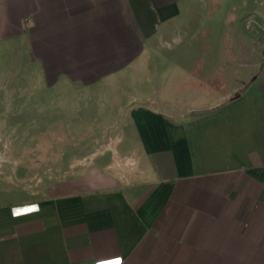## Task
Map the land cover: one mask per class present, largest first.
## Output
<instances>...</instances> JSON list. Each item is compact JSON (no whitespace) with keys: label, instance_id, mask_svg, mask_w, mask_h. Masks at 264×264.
Instances as JSON below:
<instances>
[{"label":"crops","instance_id":"obj_1","mask_svg":"<svg viewBox=\"0 0 264 264\" xmlns=\"http://www.w3.org/2000/svg\"><path fill=\"white\" fill-rule=\"evenodd\" d=\"M205 12L216 29L253 14L264 29V0H0V60L34 62L47 86L130 72L137 103L118 126L123 160L35 200L0 192V264H264V68L206 100L202 58L153 64L151 47ZM151 94L177 111H152Z\"/></svg>","mask_w":264,"mask_h":264},{"label":"rangeland","instance_id":"obj_2","mask_svg":"<svg viewBox=\"0 0 264 264\" xmlns=\"http://www.w3.org/2000/svg\"><path fill=\"white\" fill-rule=\"evenodd\" d=\"M204 5L215 6V0H204ZM209 16L205 12L189 24L184 22L175 37H165L151 47L158 52L153 55L156 70L163 67L162 53H180V48L202 58L204 88L195 96L206 100L218 92L236 95L264 68L259 14L252 15L255 21L250 27L241 24L234 29H216ZM35 72L32 61L0 60V192H10L13 199H38L57 182L81 181L89 167L109 157L112 163L123 160L115 149L121 134L118 126L137 104L132 101L130 72L124 78H103L90 85L60 79L54 86H47ZM118 85L122 94L116 92ZM158 98L151 94L142 104L154 112L177 111ZM181 102V107L190 105L185 95Z\"/></svg>","mask_w":264,"mask_h":264},{"label":"snow or ice","instance_id":"obj_3","mask_svg":"<svg viewBox=\"0 0 264 264\" xmlns=\"http://www.w3.org/2000/svg\"><path fill=\"white\" fill-rule=\"evenodd\" d=\"M117 264H118V262H117Z\"/></svg>","mask_w":264,"mask_h":264}]
</instances>
